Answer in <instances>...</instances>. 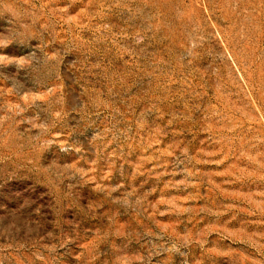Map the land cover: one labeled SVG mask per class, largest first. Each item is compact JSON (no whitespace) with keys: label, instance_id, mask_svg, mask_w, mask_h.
Wrapping results in <instances>:
<instances>
[{"label":"rangeland","instance_id":"1","mask_svg":"<svg viewBox=\"0 0 264 264\" xmlns=\"http://www.w3.org/2000/svg\"><path fill=\"white\" fill-rule=\"evenodd\" d=\"M0 264H264V0H0Z\"/></svg>","mask_w":264,"mask_h":264}]
</instances>
